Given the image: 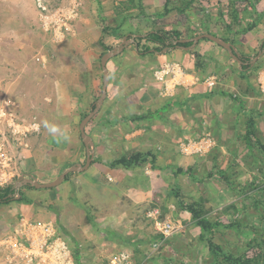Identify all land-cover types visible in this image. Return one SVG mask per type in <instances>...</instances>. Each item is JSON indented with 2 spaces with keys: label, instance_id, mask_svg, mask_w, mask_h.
Returning <instances> with one entry per match:
<instances>
[{
  "label": "rangeland",
  "instance_id": "374dc122",
  "mask_svg": "<svg viewBox=\"0 0 264 264\" xmlns=\"http://www.w3.org/2000/svg\"><path fill=\"white\" fill-rule=\"evenodd\" d=\"M44 1L53 12L59 9L66 12L70 5V0ZM119 1H85L84 6L89 4L88 12L92 19V25L88 29L89 38L86 39L94 41L105 24L118 25L120 17L115 14L114 6ZM145 1L147 11L155 12L163 7L166 0ZM254 1L259 11L264 14V0ZM173 3L183 5V0H174ZM33 6L38 9L40 22L45 30V35L41 37L44 45L42 51L48 57L52 56L55 64L61 61L64 63L65 82L61 84L62 81L56 79V75L61 72L55 73L52 66L55 64L50 63L45 72H39L46 79L43 83L45 86L41 89L32 88V91L25 88L31 91L32 95L17 98L20 103L25 102V106L21 104L17 107L16 103H12L8 107L9 97H0L5 105L0 107V185L14 183L24 174H33L42 182L52 181L71 165L85 162L87 151L82 142L80 125L84 113L91 111L94 102L102 93L103 69L100 57L104 45L100 42L96 45L98 50L95 47L93 49L97 53L95 59L100 76L98 88L88 100L82 99L86 110L76 112L81 107L75 103L78 90L70 86L68 78L73 77L70 64L76 58L73 52L75 50L72 49L79 47L77 42L72 43V39L73 24L80 14L63 16L69 28H64V40L55 46L54 31L43 27L37 0H0V40L4 39L3 45H6L5 49H0V55L5 59L2 74L5 73L8 77V74L13 73L9 69V57L14 51H9L8 42L19 34L28 37L32 33L30 24L36 30L33 20L36 19V11ZM17 10L22 15H16ZM218 13L219 6L216 1L211 7L195 2L185 13L175 10L165 18H152L147 27V22H143L141 27L140 23H127L125 33L129 35L131 31H135V34H141L152 27H168L181 29L190 37L192 33L189 29L204 30L203 23L209 19V15L213 20V31L224 34L225 19L220 18ZM237 28L235 26L234 29ZM121 41L122 39L107 38L105 43L115 46ZM263 43L264 15L258 28L241 36L235 44L239 51L243 50V53L253 59L264 49ZM199 46L206 55L219 61L230 60V53L213 43L202 42ZM127 49L129 52L126 55L144 62L141 63L142 69L147 73L144 75V82L149 79L151 73L152 83L162 81L156 77V72L160 69L156 70L155 66L168 62L173 67L171 64L176 62L186 69L185 66L189 65L191 58V50L182 48H174L166 55L157 53L146 57L136 53L135 44H131ZM263 57L264 54L257 61ZM85 58L91 59L87 54ZM115 63L116 60H113L110 65L114 66ZM210 70H213V67ZM213 79L216 83V78ZM226 79V76H222L224 84L229 87L230 82ZM73 80L74 77L72 83ZM253 81L262 87L257 73L254 74ZM148 82L151 83L150 80ZM176 83L171 82L168 90L166 83L163 84L162 93L165 97L172 96L179 89L188 91L189 88L184 84ZM201 84L203 83L194 84V87L199 85V88ZM233 85L230 89L233 88V91L239 94L243 93L238 83ZM261 97L262 95L256 96L255 100L251 99V106L261 104ZM261 105L263 106V103ZM191 108L192 112L178 107L174 112L167 113L168 121L156 128L158 137L148 143L147 147L141 145L138 140L144 131L137 128L136 123L121 122L122 131H117V134L122 132L119 136L124 137L127 149L123 147V150L112 151L102 159L104 162L99 163L100 166L94 163L86 171L74 173L69 180L55 188H24L26 195L36 200L34 204H0V232L7 231L0 233V264H212L210 253L200 240V229L192 216L181 211L178 200L171 193L175 181L174 166H194L196 174L202 177L211 170H217V165L226 169L232 176L234 182L239 185L237 189H245L255 179L257 183H264V150L258 144H255L254 152L246 148L243 139L246 119L241 114L240 120L234 125L231 107L226 118L227 126L224 128L221 119L218 122L216 115L209 110L203 112L204 107ZM253 108L264 112V107L257 105ZM148 109L128 107L125 112L119 113L129 117L128 115L143 113ZM102 110L103 107L96 117H100ZM173 119L182 125L172 123L169 128L168 123L173 122ZM258 122L259 137L264 143V116L260 117ZM153 123L155 121L150 122L149 127H152ZM146 124L144 122L141 127L148 126ZM91 125L92 122L87 125L88 132L92 131ZM123 129H126L125 132ZM199 134L207 135L205 141L208 142L202 145L201 152L205 154H185L182 142ZM209 134L211 140L207 138ZM140 148L155 151L158 156V169H153L151 164L119 171L110 166L114 158L123 154L122 152L137 151ZM179 180L188 199H205L213 220L228 222L236 218L251 224L257 222L258 226V219L262 218L264 221V209L256 208L255 204L256 199L261 197L253 187L248 191L249 198H245V194L231 191L219 179L200 183L189 174H182ZM156 216L160 222H171L174 225L176 230L172 237L153 239L162 235L156 225ZM261 230L264 231V225ZM49 233L54 236H48ZM252 237V231L246 234L223 230L217 234L216 241L223 244L226 250L242 254L247 250V242ZM77 248L81 255L79 262L75 257Z\"/></svg>",
  "mask_w": 264,
  "mask_h": 264
},
{
  "label": "trees",
  "instance_id": "16d2710c",
  "mask_svg": "<svg viewBox=\"0 0 264 264\" xmlns=\"http://www.w3.org/2000/svg\"><path fill=\"white\" fill-rule=\"evenodd\" d=\"M173 1L174 0H166L162 8L155 10V12H148V9H146L145 0H120L114 6L115 14L120 17L118 25L112 26L105 24L102 27L100 42L104 45V50L102 51L100 58H102V55L105 52L114 47L113 44L105 43L107 38L121 40L127 35V33H125L127 23H140L141 27V25L143 26V22H147V27L149 24L148 22L152 20V18H156L155 20L165 18L175 10L180 13H185L187 12V9L192 7L195 2H199L205 7H211L216 1L219 6V17L225 19V27L224 34L214 32L212 29L213 20L208 15L209 19H206L203 23L204 30L196 31L189 29V32L192 33L190 37H194L200 33L210 32L221 36L228 41L236 43V41L239 40L241 36H245L258 28L264 15L263 12L259 11L254 0H183V5L185 6L182 4L178 5L177 3L174 4ZM235 26L238 27L237 30L234 29ZM132 33L136 32L131 31L130 34ZM141 34L142 35L137 38L136 45V53L141 57L161 53L159 50H163L164 48L168 47V42L174 38H189L186 34H184L183 30L168 27H152L149 28L147 32ZM202 42H210L225 49L221 45L208 38L202 39L196 48L189 51L191 52V58L189 60L190 63L188 66H185L188 72L198 75L202 81L213 75L221 80L222 76H226L227 79L234 78L243 92L247 94L251 92V89L256 90V87L253 86L251 79L253 74H256L261 69L262 63L260 61L255 65H252V59L243 52H241L244 60L242 67L232 56H230L229 61H219L218 59L208 56L203 52V49L199 46ZM191 44V42L185 43V45ZM170 46L175 45L171 43ZM153 49H156L157 51H153ZM175 49H178V47H175ZM126 51L127 48L122 54L112 58L109 61L108 66L110 70V62L123 58L126 54ZM166 53L162 52L163 55H166ZM211 67H213V70H210ZM162 68H164V66L160 67L159 69ZM242 83L245 86H242ZM112 91L113 87L110 85L108 89V97L112 95ZM217 94L224 95L232 99L233 102L237 103L240 111L246 114L247 120L245 123V133L243 136L246 148L250 149L251 152H254L255 144H258V146L264 150V143L259 137V123L257 121L258 118L264 116V112L248 107L245 99L240 95L234 94L232 90L227 91L224 89V87L217 84L212 86L205 84V86H203L199 92H188L185 97L173 95L168 97L161 104L153 105L143 113L132 114L131 116L128 115L129 117L120 114L117 119L120 123L124 121L136 123L137 128H144L141 126L144 124V122H146V125H148L146 127H149L150 122H153L157 119L168 121V117L165 116V113L168 111L174 112L178 109V107H180L185 108L186 111L189 110L187 112H192L191 107L195 106L192 103L193 101L201 98L211 100L212 96ZM88 113H84L83 116L85 117ZM94 119L95 117L90 121V123L94 121ZM90 123L88 125H90ZM201 137L202 134L194 136L195 139H200ZM82 142L85 146L83 139ZM122 153L123 154L114 158V160L110 163L112 168L117 170L134 169L147 164H151L153 169L159 168L157 164L158 156L153 149L137 150L132 152L125 151ZM103 162L104 161L102 159L94 158L93 160V164ZM215 167L217 170H211L205 173L202 177H199L195 172L194 166H190L188 168L174 166L175 181L171 189V193L178 200L181 211L192 216L196 225L200 229V240L207 247L212 258V264H264V231L261 230L262 226L264 225V221L262 218L258 219L260 226L257 225V222L251 224L236 218L228 222H225L221 219L213 220L209 215V210L203 197L190 200L185 196L179 177L182 174H189L194 180L200 183L212 179L222 180V182H224L231 189V191L237 194H239V192L245 194V198H249L248 191L251 187H253V189L256 190V192L259 193L261 197L256 199V208L260 207L264 209V183H257V180L255 179L247 188L237 189L239 185L236 184L237 182H234L232 176L228 174L227 170L222 167L219 168L217 165ZM73 174L74 173L68 175L66 180H69ZM25 188L37 189L32 186H26ZM21 193L22 197L16 198V190L14 189L13 183L0 185V199H3L2 203L0 204L9 205L12 202H25L27 204L36 203V200L26 195L24 188L21 190ZM233 207L236 208L235 206ZM223 230H233L236 233L246 234L250 233V231L253 232V237L247 242V250L245 253L237 254L234 251H228L223 244H220L216 241L217 234ZM153 239L163 240L164 237L160 234V236L154 237ZM75 257L79 262L81 255L78 248L75 249Z\"/></svg>",
  "mask_w": 264,
  "mask_h": 264
},
{
  "label": "crops",
  "instance_id": "0c3cea01",
  "mask_svg": "<svg viewBox=\"0 0 264 264\" xmlns=\"http://www.w3.org/2000/svg\"><path fill=\"white\" fill-rule=\"evenodd\" d=\"M35 6V5H34ZM33 6V7H34ZM89 4L87 6H84L82 9L79 17L76 19V23L73 24V30H74V37L72 39V43L77 42L78 48L72 49L75 53L76 58L73 60V63L70 64L71 66V74L75 78L72 83V78H68V81L70 80L69 84L72 87H75L78 92L76 95L78 98L75 100V103L78 104L80 109H77L76 112L84 111L86 110L85 107H83L82 99L87 98V100L92 97V95L95 94L98 85H99V71L96 64V51H94V47H96L97 44L100 43V38L102 35V30L100 31L99 35H97L96 39L94 41H91L88 37V34H90V30H88L91 25V18L89 17ZM34 11H36V19H33L35 21L36 30H34V26L30 24L31 34H29L28 37H23L21 34L17 35V37L8 42L5 43L9 47V51H14L13 55L9 57V69L13 73L8 74V77L6 74H2V71L5 67V59L2 58L0 55V97H9V101H7V106L10 107L12 103H16L15 106L20 107L25 106L24 103H20L17 99L20 96H28L32 95L31 89H41L45 85H43L44 79L39 72H45L46 68H48L51 64H55L53 62L52 56H49L44 54L42 49L44 48V45H42L41 37H43L45 34V30L42 28V24L40 22L39 18V12L37 8H33ZM16 15H22L19 14L18 10L15 12ZM30 22V21H29ZM44 27V26H43ZM3 40H0V49H5V46L3 45ZM71 41V40H70ZM53 44H60V42L53 41ZM83 44V45H82ZM75 45V44H74ZM80 46L81 49H80ZM89 49V50H87ZM241 49V48H240ZM98 50V48H97ZM38 51V52H37ZM1 52V51H0ZM128 49L126 51V54L128 53ZM241 52V51H240ZM242 52H244L242 50ZM88 55V57H91V59H86L85 55ZM123 58L117 59L114 66H111V83L110 85L113 87L112 95L108 97L103 105V110L100 115V117H96L94 121H92L91 129L89 133L93 136V139L96 144V153L95 158L97 159H105V157L111 153L112 151H118V149L123 150V147H126L127 149V142L124 141L123 136H119L122 134H117V131H122L120 128H122V123L118 121V116H120L121 113L119 112H125V108L128 107H147L150 108L153 105H159L163 101H165L168 97H165L162 93L163 89V81L160 82H153V74L149 76V79L144 82V75L145 70L142 69V62L138 58L131 57L126 55ZM57 55V54H55ZM155 58V57H153ZM262 63L261 69L257 72V77L262 82L260 87L259 85H256V83L253 81L254 74L252 76V84L256 87V90L251 89L250 93H237L233 91V88L230 89L232 86H234V83H237L236 80L228 79L230 82L228 84L229 87H227L224 84V81L216 78V83L219 86L224 87L225 90H232L234 94L241 95L242 98L245 99L247 106L250 108L256 107L257 105L260 107H264V57L259 60ZM259 61H256L258 63ZM51 63V64H50ZM144 63V62H143ZM255 63V64H256ZM13 64V65H11ZM63 62L61 61L59 64L52 65L54 66L55 73H60V75H56V79L62 81L64 78V67ZM254 64V65H255ZM168 66V62H164L163 64H159L155 66L154 68L158 70L162 66ZM16 68V69H15ZM59 68V69H58ZM15 70V71H14ZM18 71H21L20 73ZM15 72V73H14ZM73 72H75L73 74ZM147 74V73H146ZM214 76V75H213ZM59 78V79H58ZM151 81L148 82V81ZM159 80V79H158ZM227 80V79H226ZM59 81V82H60ZM146 83V84H145ZM154 84V85H153ZM241 84V83H240ZM109 85V86H110ZM202 86L197 88L198 86L194 87L191 86L188 91H182L178 90L175 91L173 94L176 96H186L188 92H199L205 84H201ZM242 86H245L242 83ZM21 88L23 90H21ZM25 88L30 89L31 91H27ZM63 88V85H61V89ZM62 93V91H61ZM172 93V92H171ZM170 93V94H171ZM172 94V96H173ZM262 95V103L263 106L260 103H257L256 106H251V99L256 98V96ZM171 97V96H170ZM260 98V99H261ZM255 100V99H254ZM196 107H204L202 111H208L210 113H213L216 115V119L218 122H222V127H226V118L230 113V107L232 108L231 111L233 115V124L236 125L238 121L241 118V114L245 117L247 120L246 114L240 111L239 106L237 103L233 102L232 99H230L227 96L224 95H214L212 96L211 100H208L206 98L196 99L192 102ZM193 105V106H194ZM194 106V107H195ZM0 107H5L4 103L0 100ZM189 111V110H187ZM112 112L114 114H112ZM167 113H170L169 111ZM165 113V115L167 114ZM167 116V115H166ZM259 119V118H258ZM257 119V121H258ZM163 120H155V123H153L152 127H144L140 130L144 131L141 137H139V142L144 144V147L148 146V143H150L152 140L157 139L158 133H156V128L161 127V123H163ZM167 123V122H166ZM172 123L174 125L181 123H177L176 119H173V122H169L168 126L171 128ZM259 123V122H258ZM260 124V123H259ZM126 129H123V132H125ZM153 135V136H152ZM128 138V137H127ZM130 148V147H129ZM139 150H144L143 148H140ZM78 163V162H77ZM99 164V163H97ZM101 164H99L100 166ZM119 171V170H117ZM3 223V222H2ZM1 224V222H0ZM8 228V227H7ZM7 231H2L0 233H6Z\"/></svg>",
  "mask_w": 264,
  "mask_h": 264
},
{
  "label": "water",
  "instance_id": "95a60500",
  "mask_svg": "<svg viewBox=\"0 0 264 264\" xmlns=\"http://www.w3.org/2000/svg\"><path fill=\"white\" fill-rule=\"evenodd\" d=\"M142 34H129L126 35L120 43L115 45L113 48L108 50L102 55L101 58V65L103 69V85H102V93L100 97L94 102L91 111L82 119L80 129H81V135L82 139L86 146L87 151V157L85 162H78L73 165H71L69 168L64 170L58 177H56L52 181L48 182H42L39 180V178L33 174H27V175H21L14 183V189L16 190V198H21L22 193L21 190L25 188L26 186H32L37 189H49V188H55L61 184H63L68 175L71 173L76 172H83L89 169L92 164L93 160L95 158L96 153V144L93 139V136L87 131V125L90 123V121L101 111L107 97H108V89L109 85L111 83V70L108 66L109 61L122 54L126 48H128L131 44L137 45V38H139ZM208 38L217 44L224 47L230 55L239 62L240 66L242 67L244 60L243 55L239 51L236 44L232 41H228L224 39L221 36H218L214 33L205 32L200 33L194 37L189 38H174L173 40L168 42V47L164 48L163 50H159V52L166 53L168 51L173 50L175 47L182 48L185 50H192L196 48L199 44V42L202 39ZM191 42V45H185V43ZM173 43L175 46H170V44ZM153 51H157L156 49H153ZM264 54V49L259 52V54L252 59V65L256 63V61L259 59L261 55ZM3 199H0V203H2Z\"/></svg>",
  "mask_w": 264,
  "mask_h": 264
},
{
  "label": "built area",
  "instance_id": "2783aa9c",
  "mask_svg": "<svg viewBox=\"0 0 264 264\" xmlns=\"http://www.w3.org/2000/svg\"><path fill=\"white\" fill-rule=\"evenodd\" d=\"M38 1V7L40 9V16L41 20L43 21V26L47 30H53L54 31V41L56 42H62L65 37V31L64 28H69V25L66 21H64L63 16H67V14H72L73 16H77L80 14V9L84 6L86 0H70V5L66 8V12L63 9H59L58 11H51L48 5L45 3L44 0H37ZM53 13V14H52ZM52 19V20H51ZM52 22V23H50ZM173 67L170 66V64L156 72V77L164 83H166V89H170V84L173 81H176V85L178 84H184L187 88H190L191 86H194V84L203 83L209 86H212L215 84L214 77L216 76H210L206 80L202 81L201 78L191 72H188L186 69H183L181 64L179 63H172ZM172 68V69H171ZM176 68H178L176 70ZM213 79V80H212ZM170 94V93H169ZM207 135L203 136L200 139H188L184 140L182 142V149L185 154H192L195 153L196 155H204L205 153H201L203 148L202 145L207 144L205 141V137ZM210 134L207 137L209 140ZM200 153V154H199ZM156 219V225L158 226V229L160 232H162V235L164 239H168L169 237L173 236L175 232V227L171 222H165L162 223L158 220L157 216ZM160 226V227H159ZM54 236L52 233H49L48 236ZM39 237L37 236V239ZM10 241V240H9ZM48 243V240H47ZM34 246V245H33Z\"/></svg>",
  "mask_w": 264,
  "mask_h": 264
}]
</instances>
